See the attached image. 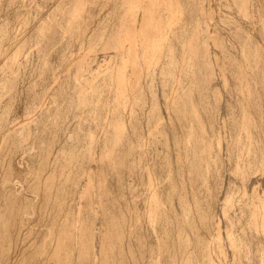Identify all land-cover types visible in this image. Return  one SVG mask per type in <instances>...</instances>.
Wrapping results in <instances>:
<instances>
[{
  "label": "bare ground",
  "instance_id": "obj_1",
  "mask_svg": "<svg viewBox=\"0 0 264 264\" xmlns=\"http://www.w3.org/2000/svg\"><path fill=\"white\" fill-rule=\"evenodd\" d=\"M100 1L57 0L38 18L28 77L18 73L26 32L0 45V264H264V54L252 43L254 18L256 47L238 45L237 62L224 52L231 41L218 45L226 34H214L218 3L212 23L204 0H115L113 20L95 25ZM237 1L247 15L250 0ZM14 88L26 90L16 106ZM226 176L245 195L239 214Z\"/></svg>",
  "mask_w": 264,
  "mask_h": 264
},
{
  "label": "rangeland",
  "instance_id": "obj_2",
  "mask_svg": "<svg viewBox=\"0 0 264 264\" xmlns=\"http://www.w3.org/2000/svg\"><path fill=\"white\" fill-rule=\"evenodd\" d=\"M44 1H45V2H44ZM48 1H49V2H48ZM48 1H46V0H36V1H35V0H33V1H32V0H16V1H15V0H14V1H12V0H9V1H8V0H0V27H3V28H0V37L2 36V37L0 38V40H1L0 45L3 46L2 48L6 51V49H7L6 47H8V48H10V47H11V48H12V47H15V45L13 46V44H15L14 42H15L16 40H18L19 36H21V34H23L24 31L26 32V33H25V36L27 35L26 37H28L29 41H31V42H30L31 44H30L29 42L27 43V45H28L27 47H28L29 50L27 49L28 51L26 50V53L28 52V54L32 55L34 60L32 59V56H30V55L27 54L26 59H28V58H29V59H28V61H26V62H28L27 64H28L29 68L27 67V64H26V63H25V64H26V68H25V66H24V65H25L24 62H22L23 64H21L22 68H21V66L18 68L19 64H17L18 73L21 74V77H22V78L25 77V74H24V73H26V76H27V77L29 76L28 74H32V73H31L32 71H30V70H32V68H33L34 65H35L34 63H36V61H37L36 55L34 56V54H33V49H32V48H34V46L37 44V43H36V44L33 43V41H35V37H34V34L32 33V30L35 28L34 26H36V25L40 22V20L38 21V18L41 19V18H42L41 16H43V14H44L43 17H47L49 11L52 9V6H54V5L56 4V2H57V0H48ZM55 1H56V2H55ZM102 1H103V2H102ZM104 1H105V2H104ZM107 1H108V3H107ZM194 1L197 2V0H194ZM200 1H201V2H200ZM200 1H198L196 4L199 5L200 3L203 2L202 0H200ZM215 1H216V4H215ZM223 1H224V0H220V2H219V0H214V1L212 0V2L214 3V4H213V3H210L211 0H208V1H207V0H204V2L206 3V7H207V6L210 7V8L207 7V10H208V8H209L208 12H209L210 10L212 11V12H210L211 15H208V16L211 17V18L209 19V21H210L211 19L214 18L213 20H214V22H215V19H216L218 16L220 17V15H221V17H222V16H225V18H226V16L229 17V15H230V18H231V19H232V18L235 19V21H234L233 19H232L233 21H232V20H231V21H230V20H226L224 17H222V18L226 21V22L223 21V23L225 22V25H224L223 23H221L222 21L219 20V17H218V19H216V25H217V26L215 25V23H213V21H210V22H212V23L214 24V25H212V26H215V28H216V27H219V28H220L218 31L216 30V31H217V32H216L215 29H214V27L211 26V28H213V30H212V29L210 30V27H208V26L211 25L212 23L209 22V23H210V24H209V23L207 22V21H208V18H209V17H207V20H206V21H205V19H203V20L205 21V23H207L206 25L204 24V21H202L203 24H204V31L206 30V29H205V26H206V28L209 29V31H207L208 33H211L212 31H213V32L215 31L214 34H215V33H218V34L221 33V35H222V32H223L224 35L226 34V35H225L226 37H225L224 35H222V36L225 37V38L222 37V38L224 39V41H223V39L221 38V35H219V37L221 38V39H219V37H218L219 42H220V40H221V42L223 41L224 43H221V42H220L221 44L218 43V45H220V46H222V45L225 46V43H228V42L231 41V42L229 43V47H231V48L228 47V48H229V50H228V49H227L228 44H227V45L225 46V47H226L225 49H227V51L224 50V52L227 53L228 51H231V52L234 54L233 51H235V55H234V56H236V54L238 55V56L236 57V58H237V59H236L237 62H240L241 60L244 61V58L242 59L243 54H242V56L240 55V53H241L240 51H242L243 48H245L244 51H245L246 53H248L247 51H250V52H251V50H252L251 53H253V49L256 47V46H254V45L257 44V43L259 44L258 46L262 48V50H263V54H264V46H263V45H264V41H262L263 38H264V37H263V36H264V34H263V32H264V28H263V27H264V26L261 28L263 32L260 30V27H261L262 25H264V24H262V23H264V18H263L264 16L262 17L263 19H261L262 14H264V13H263L264 11L262 12V9H263V7H264V0H261V3H262L263 6L261 5V3H259V0H255L256 3H257V5H255V4H256V3H254L255 1L252 2V0H250L251 3L249 2V9H248V10H249V13H248V12L246 13V14H247V15H245L246 18H247V17H248V18H249V17L251 18V16H252L253 14L256 15V14H258V12L260 11L258 15H256V16H255V15L252 16L251 19H250V18H249V19H248V18L245 19V16H243V15L245 14L244 11H246V10L241 11L242 14L244 13L243 15L240 14V10H242V9H239L241 6H238V3H236V2H238L237 0H230L231 3H230V1L228 2L227 0H225L224 2H223ZM234 1H235V2H234ZM2 2H3V3H2ZM9 2H10V3H9ZM21 2H23V3H21ZM37 2H38V3H37ZM39 2H41V3H39ZM47 2H48V3H47ZM54 2H55V4H54ZM199 2H200V3H199ZM204 2H203V3H204ZM222 2H223V3H222ZM232 2H234V3H232ZM1 3H2V4H1ZM16 3H17V4H16ZM31 3H32V4H31ZM43 3H45L46 6H45V4H44V6H43ZM109 3H110V4H109ZM114 3H115V0H113V1H112V0H110V1H109V0H101L100 2H97V3L95 4V5H96V6H95V9H94V10H95V11H94L95 13L93 12V13H94V16H95V17H93V18H94L93 21H95V22H93V23H94V24L96 23L95 25H98V23H102V22H103L102 19H104V20L106 21V19H105V18H106V14L109 13V12H110L109 14H111V12H112V10H113V8H114V7H113V6H114V5H113ZM217 3L220 4V5H218V6H219L218 9H219V8L221 9V12H219V13H220L219 15L217 14V12L214 14L215 9H217ZM225 3H227V4L229 3L230 5L232 4V5L234 6L233 8H235V5H236V8H238L239 13H238V10H236V8H235L234 10H232V12H231V9H233V8L230 7V8H231V9H230V8H229L230 5H227V4H226V6H227L229 9L226 8V7L223 5V4H225ZM252 3H253V4H252ZM9 4H10V5H9ZM18 4H19V5H18ZM21 4H23V5H21ZM29 4H30L31 6H30ZM38 4H39V5H38ZM105 4H107L108 7L105 6ZM194 4H195V3H194ZM196 4H195V6H196ZM210 4H211L212 6H210ZM251 4H252V5H251ZM25 5H27V6H25ZM213 5H214V8H215V9L213 8ZM215 5H216V6H215ZM232 5H231V6H232ZM239 5H240V4H239ZM254 5H255V7H253ZM260 5H261V7H260ZM3 6H4V7H3ZM18 6H19V7H18ZM20 6L22 7V9H21ZM29 6H30V7H29ZM32 6H33V7H32ZM111 6L113 7L112 10H111ZM199 6H200V8H201L202 4H200ZM199 6H197V7H199ZM220 6H221V7H220ZM250 6H251V7H250ZM1 7H3V8H1ZM11 7H12V8H11ZM27 7H28V8H27ZM35 7H36V8H35ZM50 7H51V9H49ZM197 7H196V8H197ZM224 7H225V8H224ZM4 8H5V10H4ZM7 8H8V9H7ZM18 8H19V9H18ZM102 8H103V9H102ZM212 8L214 9V11H213ZM252 8H254V10H252ZM255 8H256L257 10H256ZM24 9H25V10H24ZM37 9H39V10H37ZM109 9H110L111 11H110ZM220 9H219V10H220ZM223 9H226V10H225L226 13H227V11H228V15H227L225 12H223V11H224ZM243 9H244V8H243ZM258 9H259V10H258ZM10 10H11V11H10ZM14 10H15V11H14ZM32 10H33V11H32ZM35 10H36L37 12H36ZM48 10H49V11H48ZM98 10H99V11H98ZM108 10H109V11H108ZM197 10H198V11H197ZM251 10H252V12H251ZM263 10H264V9H263ZM19 11H20V12H19ZM44 11H45V12H44ZM97 11L99 12V14H98ZM100 11H102V12H100ZM107 11H108V12H107ZM195 11H197V12L199 13L201 10L199 11V9H196V10L194 9V13H193V14L197 16L198 13L195 14ZM216 11H218V10H216ZM229 11H230V12H229ZM233 11H235V12L237 11V12H236V15H235V13H234ZM253 11H255V12L257 11V13H254ZM7 12H8L9 14H7ZM18 12H19V13H18ZM21 12H22V13L24 12V13L22 14ZM30 12H32V13H30ZM250 12H251V14H250ZM261 12H262V13H261ZM39 13H40V14H39ZM104 13H105V14H104ZM222 13H224L225 15H224V14L222 15ZM230 13H232V14L234 13L235 16H231L232 14H230ZM18 14H19V15H18ZM20 14H21L22 16H21ZM30 14H31V16H30ZM33 14H34V15H33ZM36 14H37V15H36ZM95 14H96V15H95ZM109 14H107V16H108L107 18L110 19V20H113L112 16L109 17ZM112 14H113V13H112ZM237 14H238L239 16H241V18H240ZM248 14H249L250 16H249ZM5 15H6V16H5ZM104 15H105V16H104ZM198 15H199V14H198ZM215 15H216V16H215ZM217 15H218V16H217ZM260 15H261V16H260ZM1 16H2V18H1ZM3 16H4V17H3ZM9 16H10L11 18H10ZM19 16H21V17H19ZM25 16H26V17H25ZM27 16H28V18H27ZM38 16H39V17H38ZM33 17H36V18H33ZM40 17H41V18H40ZM215 17H216V18H215ZM256 17H257V18H256ZM6 18L8 19V21H7ZM17 18H18V19H17ZM98 18H99V19H98ZM230 18H229V19H230ZM239 18H240L241 20H240ZM242 18H243V19H242ZM253 18H254V19H253ZM2 19H3V20H2ZM9 19H12V20H9ZM19 19H20V20H19ZM32 19H33V20H32ZM227 19H228V18H227ZM252 19H253L254 21H252ZM257 19H258V20H257ZM260 19H261V22H259ZM5 20L7 21V24H5V23H6ZM14 20H15V22H14ZM16 20H17L18 22H16ZM29 20H30V21H29ZM217 20H218V22H220L219 24L217 23ZM236 20H238V21L240 20V22H241L242 20H244V21H245V20H246V21L248 20V21H247L248 24L245 23L244 21H242V23H244V25H246V26L249 25L250 28L244 26L242 23H240V24H241V26H240V24L238 23V21L236 22ZM255 20H257V21H255ZM100 21H102V22H100ZM105 21H104V22H105ZM227 21H228V22H227ZM250 21H252L251 23L253 24L254 27H255V25L257 24V25H256V26H257L256 28L259 29L260 33H262L261 35H263V36H260V35H259L260 33H259V31L257 32V30H256V31H252V33L254 32L253 34L251 33L252 35L249 34V31H250V30H255V29H256V28L254 29V27H252V24L250 23ZM262 21H263V22H262ZM1 22H2V24H1ZM4 22H5V23H4ZM11 22H13V23H11ZM27 22H29V23H27ZM35 22H36V23H35ZM97 22H98V23H97ZM229 22H230L231 24H233L232 22H234V23L236 22V23L234 24V26H233V25L231 26V25L228 24ZM253 22H254L255 24H254ZM8 23H11V24H9L10 27H6V26L8 25ZM26 23H27V24H26ZM258 23H259V24H258ZM4 24H5V25H4ZM29 24H30V26H29ZM31 24H32V25H31ZM226 24H227L228 26H226ZM236 24L239 25L238 28H240V27H242V28H240V29L236 28V26H237ZM14 25H15V26H14ZM27 25H28V26H27ZM207 25H208V26H207ZM222 25L224 26V28L221 29V27H223ZM235 25H236V26H235ZM12 26H13V28H14V27H15V28L12 29ZM17 26H18V27H17ZM93 26H94V25H93ZM225 26H226V28H227V27H228V28L225 29ZM259 26H260V27H259ZM33 27H34V28H33ZM231 27H232V28H231ZM234 27H235V28H234ZM23 28H24V29H23ZM230 28H231V30L234 28V30L236 29L235 31H239V32H241V33H243V32L245 31L244 29L248 28L249 30L246 29V31L244 32V33H247V30H248V34H246V35H245L244 33H243V34L245 35L246 38L248 37V39H249V36H248V35H251L252 37H254V39H253L252 37H250V38H252V39L254 40V42H252V43H254V45H253L252 43H250V41H251L252 39H251V40L249 39V41L246 39V40H247V41H246L245 38H244V36H243V34H242V37L240 38V34H241V33L238 34V33H234L235 31H234V32L232 31L235 35H236V34L239 35V38H238V40H237L236 38H237L238 36L236 35V37H234L233 33H232V32H231V33L229 32V31H231V30H229ZM251 28H252V29H251ZM3 29H4V30H3ZM103 29H104V28H103ZM106 29H108V26H107ZM106 29H104V30H106ZM242 29H243L244 31H241ZM16 30H17V32H16ZM29 30H31V31H29ZM224 31H225V32H224ZM8 32H9V34H8ZM14 32H15V33H14ZM30 32H31L32 34H31ZM213 32H212V34H213ZM250 32H251V31H250ZM227 33H230V34H232V35H230V34L227 35ZM257 33H258V34H257ZM12 34H13V35H12ZM28 34H29L30 36H29ZM7 35H9V36H7ZM15 35H16V36H15ZM31 35H32V36H31ZM229 35H230L233 39H232ZM253 35H255L256 37L253 36ZM3 36L6 38V40H5V38H4ZM6 36H7V37H6ZM257 36H258V37H257ZM9 37H10V38H9ZM14 37H15V38H14ZM17 37H18V38H17ZM227 37L231 38L232 40L230 39V40L228 41L227 39H229V38H227ZM260 37H261V39H260ZM243 38H244L245 41L242 40ZM256 38H257L258 40L260 39V42H259V41H255ZM2 39H3L4 41H3ZM13 39H14V40H13ZM32 39H33V40H32ZM59 39H61V41H62V40L64 41V40H66V36H65L63 39H62V37L59 38ZM59 39L56 40V43H58V44H59V43L62 44V42L59 41ZM225 39H226V40H225ZM239 39H240V41H239ZM257 39H256V40H257ZM236 40H237V42H236ZM253 40H252V41H253ZM74 41H75L76 43H75ZM225 41H227V42H225ZM232 41H234V42L237 43V44L235 43L237 46L235 45V46H236V49H234V50H233V48H235V47H232V46H234V45L230 46L231 43L234 44V42H232ZM241 41H242V42H241ZM3 42H4V44H3ZM217 42H218V41H217ZM238 42H239L240 44H239ZM243 42H247L246 44L248 45V50H247V47H246V46L244 47V45H246V44L243 43ZM248 42H249L251 45L248 44ZM255 42H256V43H255ZM261 42H262V43H261ZM10 43H11V44H10ZM56 43H55L54 45H55V46L57 45V47H58L60 44L58 45V44H56ZM74 43H75V44H74ZM211 43H212V41H211ZM211 43H210V44H211ZM241 43L244 44V45L242 46L243 48H242V47H239V48H240V50H239L238 45L241 46V45H242ZM72 44H73V45H72ZM72 44H71L72 47H73V48L75 47L74 49L77 48L76 50H74V51L77 52V51L79 50L78 47H80V45H81L80 42L78 43V42L76 41V39H75V40L73 39ZM79 44H80V45H79ZM214 44H216V46H217L218 48L220 47V46L217 45V43L214 42ZM214 44L212 43L211 46H212V47L215 46ZM6 45H8V46H6ZM10 45H12V46H10ZM29 45H30V46H29ZM54 45H53V47H55ZM71 45H70V46H71ZM249 45H250V46H249ZM60 46H61V45H60ZM251 46L254 47V48L252 49ZM4 47H5V48H4ZM30 47H32V48H30ZM220 48H221V47H220ZM237 48H238V52L236 51ZM241 48H242V49H241ZM249 48H250V49H249ZM31 49H32V50H31ZM8 50H9V49H8ZM30 51H32V52L30 53ZM231 52H230V53H231ZM239 52H240V53H239ZM242 52H243V51H242ZM228 53H229V52H228ZM228 53H227V54H228ZM230 53H229V54H230ZM232 53H231V54H232ZM229 54H228V55H229ZM245 55H246V54H245ZM23 56H24V53L22 54V57H23ZM28 56H29V57H28ZM52 56H53V58H55V57H56V54L54 53V54H52ZM240 56H241V58H240ZM246 56H247V55H246ZM238 57H239V58H238ZM250 58H251L252 61L255 60L254 63H256V65L261 63V65L263 66L264 63H262V62H260L259 60H257L258 58L260 59V57L254 56V54H253V55L250 56ZM253 58H254V59H253ZM263 58H264V57H263ZM263 58H261L260 60H261V61H264ZM31 59H32V61H31ZM240 59H241V60H240ZM262 59H263V60H262ZM35 60H36V61H35ZM239 60H240V61H239ZM29 61H30V63H29ZM33 61H35V62H33ZM32 62H33V64H32ZM54 62H57V61L54 60ZM257 62H260V63H257ZM55 64H57V63H55ZM236 64H237L236 66H238L239 63H236ZM23 66H24V67H23ZM30 66H31L32 68H31ZM259 66H260V65H259ZM259 66H258V68H261V67H262V66H260V67H259ZM57 67H58V66H57ZM17 68H16V71H17ZM23 68H25L26 70L24 69V71H22ZM58 68H59V67H58ZM27 69H28L30 72H29ZM229 70H230V69H227V71H229ZM236 70H237V68H236ZM238 70H239V67H238ZM238 70H237V74L235 73V75H234L235 77H236V75H239ZM27 71H28V72H27ZM230 72H231V71L227 72V73H229L228 76L230 75L229 78H231V79L229 80L230 83L228 82V84H233L234 80H233V82H232V79L234 78V76H233V73H230ZM235 72H236V71H235ZM231 74H232V75H231ZM0 75H1V76H0V78H1V77H2L1 71H0ZM253 75H254V73H253ZM231 76H232L233 78H232ZM2 82H3V81H2ZM2 82L0 81V83H2ZM20 82H21V83H20ZM22 82L25 83V82L20 78V81H19V85H18V87L22 88V90H23V86H26V83H25V85H24ZM231 82H232V83H231ZM258 84H259L260 87L262 88V85H261L262 83H261V82H260V83H259V82H255V81L252 82V86H253V87H254V85H257V86L259 87ZM233 85H234V87H233ZM233 85H232L231 87H228V91L230 90L229 88H232V87H233V89H236V88H235V84H233ZM236 85H237V84H236ZM228 86H230V85H228ZM20 88H18V89H17V88H16V89L14 88L15 91L17 90L16 93H15L14 91H12V92L15 94V96H16V98H14V100H15V99H16V100H15V101H12V102H13V106L19 105V104L22 102L21 100H23V98H24L25 95H26V92H25L26 90L22 91V90H20ZM4 90H5V88H4ZM6 90H7V88H6ZM6 90H5V92L7 93L8 90H7V91H6ZM20 91H22V93H21ZM228 91H227V93H228ZM18 92L20 93L19 95H18ZM8 93H9V92H8ZM8 93H7V94H8ZM231 93H232V95H233V93H234V97H235V98L238 97V96H237V97L235 96V95L237 94L236 90H234V92H233V91H232V92L229 91V95H231ZM24 94H25V95H24ZM263 94H264V93H263ZM21 95H23V96L20 98L19 96H21ZM237 95H238V94H237ZM15 96H14V97H15ZM235 98H234V99H235ZM17 99H18V100H17ZM263 99H264V98H263ZM235 100H236V99H235ZM17 101H18V102H17ZM19 101H20V102H19ZM263 101H264V100H263ZM263 104H264V102H263ZM38 130H39V129H38ZM227 174H228V173H227ZM226 177H227V176H226ZM227 179H228V177L225 178L224 183L226 184V183H228V182L232 179V182L230 181V183H232V184H230V185H232V188L236 189V190H233V189H232L233 194H234V195L236 194V195H235V201H234V202H236L238 199H241V200H242L243 198H245V195L242 194V193H243V190H241V194H242V195L240 194V192H235V191H237L239 188H238L237 186H235L236 184L233 183V180H234V179L231 178L230 180H228V182L226 181ZM234 182H235V180H234ZM237 188H238V189H237ZM239 191H240V190H239ZM236 196L239 197V198H237ZM241 196H242V197H241ZM238 201L240 202V204L238 203L239 205H238V204L236 205V204L234 203L233 206H232V208H231V210H230V212H231L232 210H234V211H232V212H235L236 210H238V211L240 210V213H241V209H240V207H238V206H241V204L244 202V200H242V203H241L240 200H238ZM238 201H237V202H238ZM237 202H236V203H237ZM234 205H235V206H234ZM233 207H236V208H233ZM238 208H239V209H238ZM235 209H236V210H235ZM238 211H236L237 214H239Z\"/></svg>",
  "mask_w": 264,
  "mask_h": 264
}]
</instances>
